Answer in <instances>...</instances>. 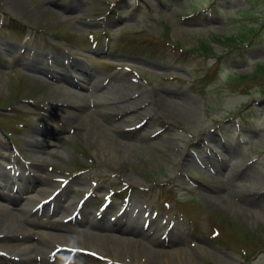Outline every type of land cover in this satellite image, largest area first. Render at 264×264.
I'll list each match as a JSON object with an SVG mask.
<instances>
[{"label":"rangeland","instance_id":"374dc122","mask_svg":"<svg viewBox=\"0 0 264 264\" xmlns=\"http://www.w3.org/2000/svg\"><path fill=\"white\" fill-rule=\"evenodd\" d=\"M82 68L87 90L60 79ZM57 89L106 100L58 107ZM0 124L13 141L0 129V183L22 189L0 199L9 211L65 180L55 211L16 213L25 242L78 241L103 214V233L131 238L112 228L126 219L162 249L152 264H264V0H0ZM82 198L85 220L61 221ZM72 238L67 264L128 261ZM44 246L1 251L0 264H64L69 254L51 262Z\"/></svg>","mask_w":264,"mask_h":264},{"label":"bare ground","instance_id":"6f19581e","mask_svg":"<svg viewBox=\"0 0 264 264\" xmlns=\"http://www.w3.org/2000/svg\"><path fill=\"white\" fill-rule=\"evenodd\" d=\"M73 67H76V69H80L79 65H74ZM81 67V66H80ZM82 70H84L85 72H83ZM81 73L82 76H79V79H76L75 81L71 80L72 83L68 82L69 84H71L72 86H74L77 89H88L85 87L84 85V80H87V75L88 77L91 76L90 71L85 70L82 68ZM62 75L60 72H55L52 74H47V76H49L50 78L54 79L58 76ZM69 78L72 79V77H70L69 74H66ZM65 81V80H64ZM66 83V82H65ZM90 83V81H89ZM95 87V86H94ZM93 87V88H94ZM58 89L65 91L68 90L66 87H63L61 85L57 86ZM58 89L56 91H53L52 95H57L59 97H51V103L55 104V106L58 107H71L75 110H83L85 107V104H89V101L94 102V104L99 105L98 102L100 100H98V98L100 99H105V94L104 95H100L99 96L95 95L94 91H92V95L88 94L89 96L86 95H81L79 93H70L73 96H69L67 93L61 94V92L58 91ZM95 90V89H93ZM89 92V91H88ZM55 93V94H54ZM60 93V94H59ZM91 93V92H90ZM98 97V98H97ZM109 99V98H108ZM102 100V101H103ZM111 102V101H110ZM105 103V102H104ZM118 103V102H117ZM110 104V103H109ZM128 104V103H127ZM115 105V104H114ZM119 105V104H118ZM54 106V107H55ZM87 106V105H86ZM112 106V105H111ZM132 107V106H131ZM72 109V110H73ZM88 109V108H87ZM135 109V108H134ZM90 110V109H89ZM129 110V108H128ZM73 113V112H71ZM76 114V113H75ZM81 114V113H80ZM85 114V113H84ZM85 116V115H84ZM106 116V115H105ZM86 117V116H85ZM103 117V116H102ZM69 118V117H68ZM73 118V117H72ZM70 119V118H69ZM96 119V118H95ZM102 120V119H101ZM106 120V119H105ZM100 123V122H99ZM110 124V123H109ZM102 128L103 129H107V126L105 124H102ZM102 129V130H103ZM116 134V133H115ZM45 136V135H44ZM38 140V137H37ZM41 140V139H40ZM48 142V141H47ZM47 142L44 141H38V142H33L31 144H33L37 149H42ZM113 142L118 143L117 140H113ZM46 147V146H45ZM203 163L201 162L200 165H202ZM199 165V166H200ZM18 174V173H17ZM9 176V175H8ZM0 177L4 178L5 177V173L4 172H0ZM11 177V176H10ZM19 178H22L21 176ZM6 179V178H5ZM4 179V180H5ZM2 182V181H1ZM24 183H26L27 185H29V183L27 181L24 180ZM15 184V182H12L9 186V188H7L8 183L7 181L5 183H0V199L2 198V200L7 201L9 203H15V201L17 200V198L19 197V194L21 192V188H12V185ZM14 186V185H13ZM6 190L7 192L2 193L3 190ZM25 189V188H23ZM40 190V189H39ZM47 187L44 188V191H47ZM52 190V189H51ZM43 191V192H44ZM51 193V192H50ZM61 193V192H59ZM41 195V194H40ZM37 195L36 197H34V199L36 198H40V196ZM43 196V195H42ZM46 197V196H45ZM45 197H42L40 199H37V201L44 199ZM34 199L28 198L26 202H24V204L21 207L18 208H13L12 210H8L9 207L0 203V254H3L1 251L6 252V250H8L9 248L12 249L14 251V255L15 257H18L19 255H21L20 257L25 256L24 254L30 255L29 253H27L29 251V247L31 245H38V247L42 246L43 248L46 247L44 246V244H48L49 246H51V249H49V252H56L57 250V246H62L64 248H66L65 246H71V245H67L65 244L66 242L70 241V239L72 237L67 236V235H63V234H58V233H40L37 234V238H35V241L33 242H25L28 241V239H30L32 237V232L30 231V228L28 229L24 224L25 222L27 223V221L25 219H23V217H16V213H20L19 211H21L22 213H24L25 215H28L30 212L29 208H28V203L30 201H34ZM57 199H59V195H57L55 197V203L57 202ZM19 200V199H18ZM127 204V203H126ZM53 205V209L52 210H56V206ZM20 206V205H19ZM59 206V205H58ZM72 202H67L65 207H63V210H66L67 207H72ZM139 206V204H138ZM85 207V206H84ZM144 207V206H143ZM73 208V207H72ZM131 208V207H130ZM31 209V208H30ZM44 209V206H43ZM135 209V208H134ZM13 210L17 211V212H13ZM136 210V209H135ZM46 211V210H45ZM75 211V209H71L70 212ZM124 211V210H123ZM128 211V210H127ZM139 211V210H138ZM141 211V210H140ZM76 212H81L82 213V219L84 218L85 220V212L84 209L82 207H79ZM142 212V211H141ZM147 212V211H146ZM31 213V212H30ZM62 213V212H61ZM84 213V214H83ZM88 213V211H87ZM127 213V212H126ZM18 215V214H17ZM80 215V214H79ZM87 218V216H86ZM104 218V217H103ZM103 218H99L98 220H86L84 221L85 223V227L89 228L91 231L88 233H83L79 238L78 241H76L74 238H72V241L75 243L81 245V242L79 241V239H83L84 241H86V244L89 245L90 247L92 246L94 249H88V250H92L98 254L104 253V249L102 248L103 244H105L106 249L115 255H119L118 252L122 251V254L124 256H127V263L126 264H152L151 260L153 258H155L158 255V252H160L162 249L160 248H156V246L154 247L153 244H151L149 242V240H145V235L143 236V233H141L139 231L138 228L136 227H131V222H127L126 219H124L122 222L121 220L119 221V223L116 226H113L112 228L114 230H117L118 232H120V234H127L130 233L131 234V238H125L122 236H110L107 235L105 233H103V230L105 229V227L107 226V222H103ZM62 219H66V218H62ZM120 219V218H119ZM141 219V218H140ZM109 220V219H108ZM126 220V222H125ZM134 220V219H133ZM128 221H132V220H128ZM114 222V221H113ZM147 222V221H146ZM151 222V221H150ZM142 223V222H141ZM144 223V222H143ZM32 226H33V222H31ZM144 229V228H143ZM112 230V229H111ZM59 232V231H58ZM115 232V231H114ZM148 236V235H147ZM139 238L141 240H139ZM21 239V240H20ZM137 239V240H136ZM148 239V238H146ZM151 239V238H150ZM154 241V240H153ZM40 242V244H39ZM109 243H112L113 248H111L109 246ZM155 243V242H154ZM65 245V246H64ZM152 245V246H150ZM77 246V245H76ZM72 248L74 246H71ZM48 247H46L47 249ZM78 248V247H77ZM83 248V247H82ZM43 250L40 248V251ZM36 251V250H35ZM45 252V251H44ZM110 253H105L104 256L105 257H110ZM19 254V255H18ZM97 254V256H98ZM52 255L51 253H49V256ZM55 255V253L51 256L53 257ZM100 256V255H99ZM112 256V255H111ZM26 257V256H25ZM32 258V256H31ZM29 257V259H31ZM118 257H111V259H117ZM178 258V257H177ZM157 259V258H156ZM165 259V258H164ZM121 260V259H120ZM153 261V260H152ZM30 262V264H35V261H28ZM125 263V261H123ZM122 262V263H123ZM178 263V262H177ZM41 264V263H40ZM43 264V263H42Z\"/></svg>","mask_w":264,"mask_h":264}]
</instances>
